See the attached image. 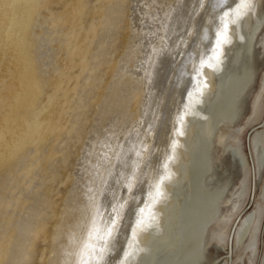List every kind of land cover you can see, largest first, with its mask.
Wrapping results in <instances>:
<instances>
[{
  "label": "bare ground",
  "instance_id": "1",
  "mask_svg": "<svg viewBox=\"0 0 264 264\" xmlns=\"http://www.w3.org/2000/svg\"><path fill=\"white\" fill-rule=\"evenodd\" d=\"M96 1L97 8L91 9L101 21L86 30L82 22L86 10L95 6L91 0H74L73 4L72 0H58L64 6L58 15L54 14L56 10L51 11L56 3L52 7L43 5L53 3L51 0H0V264H32L37 240L43 234L44 241L57 250L58 232L68 220L69 204H74L82 188L88 191L90 204L88 210H83L86 223L71 241L65 240L63 254L67 259L62 264H85V259L87 264H202L208 228L218 220L219 206L227 191L226 186L214 191L206 185L213 169L211 155L216 141L224 147L228 139L237 137L233 125L254 79L253 64L244 66L243 62L252 60L257 36L264 27V15L258 13L262 0ZM123 23L127 38L119 60L114 57L117 65L113 70L109 68L114 75L110 76L112 82L108 90L96 95L106 105L99 107L100 115L112 112L114 102L123 112V121L112 125L115 118L111 117L108 130L114 131L115 126L117 133L110 137L107 133L100 139L102 122L92 126L95 132L89 141H79V153L85 143L87 146L82 159L76 162L72 196L53 231L45 234L51 219L53 203L49 196L57 181V163L69 164L70 142L87 130L85 122L79 131L78 122L73 125L69 121L80 118L81 108H88L99 81L97 87L88 82L81 86L74 82L76 87L72 83L76 93L72 98V76L54 68L53 78L59 77L52 83L45 80L33 54L39 56L41 42L45 41L43 32L54 38L52 29L64 31L59 43L62 54L68 56L67 62L73 63L76 50L80 74L90 71L97 77L104 39L112 33L121 37ZM239 28L243 30L242 48L237 49ZM69 32L74 34L72 41ZM93 48L96 51L91 56ZM112 48L117 51L115 46ZM231 52L235 55L234 65L228 71ZM107 59L108 56L105 62ZM70 71L73 75L74 70ZM125 79L134 80L136 85L131 87V81L127 85ZM125 84V89L121 88ZM75 101L78 103L73 107ZM100 140H104V147ZM96 141V148L101 150L99 159L92 166L90 182L83 186L85 165ZM50 142L47 154L44 147ZM229 148L239 155L238 149ZM32 154L38 156L31 158ZM27 155L33 161L27 160L29 163L19 175ZM116 158H122V162ZM21 177L29 178V183L34 181L33 191ZM174 185L180 199L176 210L171 197ZM17 189L20 195L14 202L13 191ZM43 189L48 197L43 199L44 211L40 202ZM30 199L32 203L27 205ZM13 205L21 211L14 210ZM24 207L29 212H22ZM84 212L81 218L86 216ZM225 229L222 225L220 233Z\"/></svg>",
  "mask_w": 264,
  "mask_h": 264
},
{
  "label": "rangeland",
  "instance_id": "2",
  "mask_svg": "<svg viewBox=\"0 0 264 264\" xmlns=\"http://www.w3.org/2000/svg\"><path fill=\"white\" fill-rule=\"evenodd\" d=\"M51 2H53V3L48 2L49 4L43 3V5H48V7H52L54 5V3H56L57 5H55L54 8H51L52 9L51 11L54 12V10H56L54 12V14H56V15H58L57 13L60 14V12L64 9L63 4L62 5L58 4V0H57V2H56V0H51ZM96 2H97L96 0H95V2H94V0H91V3H92L91 5H94ZM73 3H74V0H72V4ZM142 3H144V1H142ZM260 5L261 6L258 9V13L261 16H263L264 15V0H262ZM93 7H95V8H93ZM91 8L96 9L97 4H95V6H91L90 9ZM85 13L87 15L85 14V17H84L85 19L82 22V27L85 28L86 30H88L92 24L98 23V20H100V18H99L100 15H98V14L96 15V13L92 9H91V11L89 9H87ZM41 15L43 18L46 17L45 13H43ZM169 16H170V13H169ZM124 23L121 26V28L124 26ZM126 24L127 23H125V25ZM83 25H85V26H83ZM124 27L122 29L120 28V30H119V32H121V34H119V35H121L122 38L117 37L118 35H116L115 33H112L110 36L105 37V39H104L105 45L104 46L106 48L104 47V49H105L104 50V56L102 54L103 57L98 58V59H100V61H102V62L99 61L100 65H101V66L99 65V67H98L100 72H99V70L97 71V69L95 70V71H97L95 73V74H97V77H96V75H93L90 71L85 72L84 75L80 74L81 70L77 66H79V64L81 66V63H79V64H77V63L81 62V61L76 56V53L78 51L75 50V53H74L77 61L74 57L75 63H74V61H73V63L67 62L68 56L66 57V55L64 56V54H62L64 51L62 48L60 49L62 44L59 43V40L63 36L62 34L65 33L64 31L55 32V30L52 29V31H53L52 35L54 38H52V36H50L51 33L48 34V32H43L41 36L43 37V39L45 41L43 40L44 42H41V45H43V46H42V48H39L40 49L38 51L39 56L36 54H33L34 57L36 58V60H38L37 61L38 66L40 67V71L43 72L42 75L45 76V80L49 79L50 80L49 82L52 83L56 80V78L59 77L58 75H56V78H53L54 68H57L59 73L63 74V72H64V75L68 74L67 76H69V77H70V75L72 76L71 77L72 80L70 82L71 84L69 85V87H72V88H69V89H71V90H69V92L71 91L70 92L71 96L74 92L73 89L76 87V84L77 85L80 84V86H81V85H87V82H88V85L93 86V83H94L95 84L94 86H96V81L97 80L99 81V83H97V86H99L97 88L98 90L96 89V91H97V92H95L96 94L93 91V93H92L93 95L90 97L91 102L88 104V108H81L80 109V112H81L80 118H78V119L72 118V121L71 120L69 121V122H72L71 124H73V125H75L74 121L78 122L77 127L79 128V131H82V130H80V127H81L80 125L84 126V124L86 123V125H87L86 131L87 132L83 131L82 134L78 135L77 136L78 140H77L76 136H74V138L76 140L75 139L72 140L73 141V142L71 141L72 144L70 142V148H71L70 152L71 153H70V157H69L70 162H69V164H67L68 166L61 164L60 162L57 163V168L59 167L58 169L60 170V172L57 169V171H58L57 174L59 173V175L56 176L57 175L56 174L55 179L59 182L54 181L53 185L55 184L56 187L54 186V190L51 193V195L49 196L50 197L49 199L52 201L54 207L52 206V209L50 211L51 212L50 213L51 219L49 220V226H48L49 228H47L45 234H48V233L50 234L53 231L52 230L53 226H55L57 224V221H58L57 218L58 219L60 218V214L62 213L63 208L66 207V201H68L69 197L72 196L71 195L72 194L71 188L73 187L74 182L76 180L75 173H74L75 170L77 169L76 162L80 161L82 159L83 154H84L83 148L87 146V143H85L83 145V147L81 148L82 150L79 153L80 145L82 144L79 141L80 140L84 141V139H85V142L89 141L90 136L95 132V128H93L92 126L95 127L96 125H99L102 122L104 125L103 126L104 131L101 132L103 134H101L100 139H102L107 133H108L107 136L110 137L111 134L117 133V129L115 126H114V128H115L114 131L108 130V124H111V117L114 116L113 118H115L114 123L112 125H115V124L123 121V112L116 108V105L114 102L111 104L112 108L110 107L112 112H108L104 115H100L99 113L101 112V110L99 107H101L104 104H103V102H99L98 99L100 97H97V96H100L102 93H104L103 89L105 90L107 88L106 90H108L107 85L112 82V79H110V76L112 78L114 75L112 76L113 71H111V70H113L114 67L117 65L116 63L119 60L120 54H122V52H123L124 42H126V38H127V36H126L127 31H126V28H124ZM124 29H125V32H124ZM239 29L240 30L238 31V37H237L238 38L237 39L238 40L237 41V49L242 48L241 47V34H242L243 30H241V28H239ZM38 31L39 30L36 29L35 33H38ZM48 31L51 32L50 27H49ZM113 34H115V35L113 36ZM72 35H74V34L72 33ZM72 35H71V32H69V40H70V37ZM55 38L58 39L57 42H54V43L49 42V40H53ZM115 38H118V40ZM47 39H48V41H47ZM70 41H72V40H70ZM78 43L79 42L77 41L76 44H78ZM71 46L75 47V44H72ZM112 46H115L117 51L114 48H112ZM128 49L129 48H127L126 50H128ZM106 50H107V54H106ZM114 50H115V52H114ZM235 50H236V47H235ZM95 51L96 50L93 48L92 51L90 52L91 56H92V53H95ZM109 53H110V56H109ZM117 53H118V55H117ZM253 53L254 54L252 56L253 58L251 61L246 59L243 62L244 66L253 64V66H254L253 67L254 68V79H253V84H252L253 86L251 87V89L249 90V93L245 97L242 112H241L239 118L237 119L236 123L233 125L234 132H238L237 137H235L234 139H228L226 142L227 145H225L224 147L222 145H220L219 143H217V141H216L215 146H214L213 151H212V155H211L213 158V160H212L213 161V169H212V172H210L211 174H209V176L207 177L206 185L209 187V189H212L214 191L226 186L227 191L224 195V198L221 201V204H220L221 207L219 206L220 211L218 214V220H215L208 228V231L206 234V243H205V247H204L205 257H204V260L202 261V264H264V158H263L264 157V139L261 137V135L264 131L263 130L264 129L263 128V125H264L263 124L264 123V91H263V87H264V27L261 29V31L259 32V34L257 36ZM136 54L138 55L137 52H136ZM105 55H106V57H105ZM47 56H49L50 58H47ZM107 56H108V59L109 58L110 59L109 60L107 59V62H105ZM234 56L235 55H233V53L231 52V54L228 57V60H227L229 62L228 67H230L228 69V71L233 69ZM104 57H105V59H101ZM114 57H117L118 60ZM140 57H141V55H140ZM139 58H136L135 60L139 61ZM110 61L113 63H111ZM45 62L52 63V64L51 65L44 64ZM104 63L107 65H105ZM108 63L111 65H109ZM69 65L73 66V67L71 66L70 70H74L73 71L74 76L72 75V72L70 70H65L66 67ZM135 65H137V62L135 63ZM243 65H241V67ZM74 67H76V68H74ZM107 68L109 71H107ZM68 71H69V73H68ZM110 71L112 73H110ZM106 72H108V73H106ZM79 75L81 76V78ZM98 75H101L100 78ZM77 76H78V78L75 79ZM75 80L78 82H76ZM110 80H111V82H110ZM130 81L132 82L131 87L136 85V83L134 84V80H130ZM130 81H127V79H125L124 83L126 82V84L128 85ZM74 82L76 84H74ZM100 82H102V83H100ZM72 83L75 85V87ZM99 84H101V85H99ZM126 84H125V86L122 85L123 87L121 86V88L125 89ZM103 86L104 87L106 86V87L104 88ZM99 88H100V90H102V92L99 90ZM47 89H49V90H47ZM47 89H46V91H48L49 94L53 93L51 88L47 87ZM262 91H263V95H262ZM79 92H82V90L80 89ZM75 94L76 93L73 94L72 98L74 97ZM261 95L263 97L261 98L260 103H258L257 108H255L254 107L255 102H257L256 100H258V98ZM83 96L86 97V93H83ZM94 97H97V99ZM92 99H94V100H92ZM76 101H78V100H76ZM86 101H89V98ZM78 102L73 103L72 106L73 107L76 106ZM104 106H106V105H104ZM59 107L60 106H58V108ZM130 107L132 109H135V104L131 103ZM125 111H127V109H125ZM103 113H104V111H103ZM65 123H68V122L66 121ZM90 128L92 129V132H91ZM87 136H88V139H87ZM235 140H237V141H235ZM52 143L53 142H50L46 145V147H44L47 154L49 152V149H50V146L52 145ZM79 143H80V145H79ZM100 143L104 147V144H105L104 140H100ZM96 144H99V142H97V141L95 142V146H94V150L92 152V155L88 159L89 161L87 162V165H85V174L83 176V182H82L83 186L87 185L90 182L91 177H92V172H91L92 166L99 159L98 153L101 150L96 148V147H98V145H96ZM231 146L238 149L237 151H238L239 155L237 154V152L234 151L233 148H229ZM33 150L35 151L34 148H33ZM41 154H42V152H41ZM34 155L38 156L37 154H32V156H30V157L32 158V157H34ZM28 156L29 155H27V157L25 158L26 161L29 160V162H32L33 159H30V157H28ZM116 159L119 163L122 162V158H116ZM239 159L240 160L242 159V160L240 161ZM262 159H263V161H262ZM91 161H92V163H91ZM93 161H94V163H93ZM29 162L28 161L23 162L24 166L21 165L20 169H18L19 175L22 171L21 168L25 167V164H27ZM21 164H22V162H21ZM30 164H32V163H30ZM40 175H41V173H40ZM73 175H74L73 178L70 177ZM25 177H21L20 180L24 181ZM34 178H36V177H34ZM26 179L29 180V178H26ZM27 180L24 181V182H26L25 184L26 185L30 184L29 190L33 191L35 188V187H32V185H34V183H33L34 181L32 182L33 183L32 184V183L27 182ZM39 182L43 183L41 180ZM27 183H29V184H27ZM45 184L47 186V182H45L44 185ZM19 186L23 189H24V187H25V189L27 187L25 185L22 186L21 184ZM44 188H45V186H44ZM45 189H43L41 191L43 195L40 196V200H41L40 202L42 204L41 207L43 208V211L46 209V208H44L45 206H43V201L45 199L48 200V197L46 195L47 193L45 192L46 191ZM84 189L85 188H82V191H79L78 196H77L74 204H71V203L69 204V215L70 216L68 215V218H67L68 220H66V223H65V225L67 224L66 227L64 228L63 226H65V225H63L62 230H60L58 232V234H59L58 244L59 245H58L57 250L56 249L53 250V248H51L52 246H50L51 244L49 243V241H44V234L41 235V237L37 240V249H36L37 254H35V257H34L35 259H33L32 264H57V263L59 264L61 261L64 262L67 259V257L63 254L64 250H66L64 245L67 246L66 241L67 240L71 241L73 238L72 235L75 234L76 232H79V231L82 232V228H83L84 224L86 223L87 214L84 212L85 211L84 209L86 208V210H88L90 204L86 198V196L88 195L87 194L88 191L84 190ZM172 191H173V193L171 192L172 205L175 207V210H176L178 203H180V199L178 198V187H177V185H174ZM18 192H19L18 189H17L16 193L13 191L14 198H12V201L14 200V202H15L16 199L19 197L20 194ZM243 193H245V194H243ZM11 195H12V192H11V194H9V196H11ZM30 195H31L30 197L33 196L32 193ZM50 200H49V202H50ZM182 201H183V198H182ZM228 201H229V203H228ZM31 203H32V200L30 199V200H28L27 205H29ZM54 204H56V207ZM227 204H230V205H227ZM181 206H182V202H181ZM13 208L16 211H21L20 208H18V206L16 207L13 205ZM25 208L26 207H24V209L22 208V210H23L22 212H29V209L26 210ZM81 209H82V211H81ZM54 212H55V217L53 218L52 215ZM83 212L85 213L86 216L82 217L83 218L82 219L80 216H83ZM78 217H79V219H78ZM76 218H77V220H76ZM80 219H82V220H80ZM220 220L224 223H227V225H228V227L222 233L224 235V238H225L224 241L221 240L218 236H216V233H220L222 231V225H220L222 222ZM76 222H78V223H76ZM249 222H251V224H250V227H249V230L247 233L246 240H244L242 242V240L239 238L240 233L248 225ZM171 223H170V225H171ZM218 226H220V227H218ZM62 231H63V233H62ZM49 251L51 253H49ZM157 251H155V252H157ZM161 253H165V251H161ZM159 254L160 253L154 255L153 257L150 258V260L152 261ZM50 255H51V257H50ZM65 257H66V259H65ZM63 258H64V260H63ZM159 260H160V258L156 261V263ZM63 262H61V264Z\"/></svg>",
  "mask_w": 264,
  "mask_h": 264
},
{
  "label": "flooded vegetation",
  "instance_id": "3",
  "mask_svg": "<svg viewBox=\"0 0 264 264\" xmlns=\"http://www.w3.org/2000/svg\"><path fill=\"white\" fill-rule=\"evenodd\" d=\"M261 137L264 139V131H263ZM221 224L224 225V226H226V228L228 227L227 223L222 222ZM249 227H250V222L248 223V225L240 233L239 238L242 240V242L244 240H246ZM216 236H218L223 241L225 240L224 235L223 234L221 235V233H216Z\"/></svg>",
  "mask_w": 264,
  "mask_h": 264
},
{
  "label": "snow or ice",
  "instance_id": "4",
  "mask_svg": "<svg viewBox=\"0 0 264 264\" xmlns=\"http://www.w3.org/2000/svg\"><path fill=\"white\" fill-rule=\"evenodd\" d=\"M85 264H87V260L85 259Z\"/></svg>",
  "mask_w": 264,
  "mask_h": 264
}]
</instances>
